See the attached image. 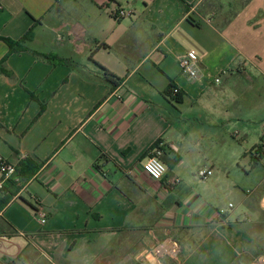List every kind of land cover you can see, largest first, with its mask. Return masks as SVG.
I'll list each match as a JSON object with an SVG mask.
<instances>
[{
  "label": "crops",
  "instance_id": "0c3cea01",
  "mask_svg": "<svg viewBox=\"0 0 264 264\" xmlns=\"http://www.w3.org/2000/svg\"><path fill=\"white\" fill-rule=\"evenodd\" d=\"M184 2L0 0V154L34 166L9 180L0 264L264 255V0ZM188 49L195 78L178 64ZM157 142L166 171L152 180L141 164ZM163 237L178 259L148 255Z\"/></svg>",
  "mask_w": 264,
  "mask_h": 264
},
{
  "label": "built area",
  "instance_id": "2783aa9c",
  "mask_svg": "<svg viewBox=\"0 0 264 264\" xmlns=\"http://www.w3.org/2000/svg\"><path fill=\"white\" fill-rule=\"evenodd\" d=\"M129 12L118 11V17L128 14ZM178 64L181 72L189 78H195L198 76L199 69V57L195 49H188L181 55L178 59ZM219 78H216L215 81H218ZM178 89L176 87L172 88V93L176 94ZM262 147V146H260ZM161 148L160 143L151 148L145 158L142 161L141 168L142 171L152 180H160L165 171L166 167L164 163L160 160ZM16 164L14 162L6 160L0 154V193L4 187V184L12 180L16 176ZM198 177L201 180H207L212 175V169L203 167L198 170ZM16 182V180H14ZM174 181V180H173ZM233 207V204L230 202L224 207H219L216 209L214 220L219 221L225 218L230 209ZM36 215L39 217L40 221L46 219V213L42 209L36 210ZM180 254V247L178 243L170 238L163 237L156 239L155 243L152 245L148 251V255H151L157 259H178ZM250 264H264V255L255 256Z\"/></svg>",
  "mask_w": 264,
  "mask_h": 264
},
{
  "label": "trees",
  "instance_id": "16d2710c",
  "mask_svg": "<svg viewBox=\"0 0 264 264\" xmlns=\"http://www.w3.org/2000/svg\"><path fill=\"white\" fill-rule=\"evenodd\" d=\"M179 2L185 6V2L184 0H179ZM30 37V32L28 31L22 38L18 39V40H6V42L8 43V46L10 48V50H22L25 48L24 44L25 42L29 39ZM1 65V63H0ZM106 72V75L113 77L114 75L109 72L107 69H104ZM114 83H117V81H114ZM173 88V86H172ZM171 88V91H172ZM176 99H179V92L176 93ZM159 144V142H157L152 148L156 147ZM261 147L260 145H255L250 149V152L253 154L254 156V161L257 162L259 157L261 156ZM23 164V163H22ZM24 166V167H23ZM25 167L28 168L30 167L29 164H23V165H19L16 170H18L20 172V174H22L24 177H27L29 175L30 172L33 171L34 166H31L30 170L27 171L25 170ZM19 184L9 181L6 182L4 184V187L0 193V209L9 201V199L11 198V196L18 190L19 188Z\"/></svg>",
  "mask_w": 264,
  "mask_h": 264
}]
</instances>
